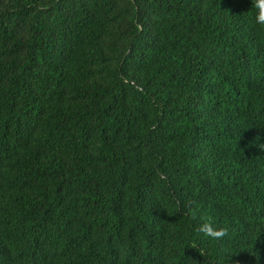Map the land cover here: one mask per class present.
<instances>
[{
    "label": "trees",
    "instance_id": "obj_1",
    "mask_svg": "<svg viewBox=\"0 0 264 264\" xmlns=\"http://www.w3.org/2000/svg\"><path fill=\"white\" fill-rule=\"evenodd\" d=\"M255 14L0 0V264H264Z\"/></svg>",
    "mask_w": 264,
    "mask_h": 264
},
{
    "label": "clouds",
    "instance_id": "obj_2",
    "mask_svg": "<svg viewBox=\"0 0 264 264\" xmlns=\"http://www.w3.org/2000/svg\"><path fill=\"white\" fill-rule=\"evenodd\" d=\"M253 8L256 10L255 23L264 27V0H253ZM260 147L264 148V145ZM197 232L210 239H221L228 235L227 228L217 227L207 218H202V222L197 227ZM236 264H239V261Z\"/></svg>",
    "mask_w": 264,
    "mask_h": 264
}]
</instances>
